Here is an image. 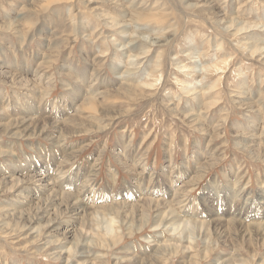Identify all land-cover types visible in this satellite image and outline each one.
Here are the masks:
<instances>
[{
  "label": "rangeland",
  "instance_id": "1",
  "mask_svg": "<svg viewBox=\"0 0 264 264\" xmlns=\"http://www.w3.org/2000/svg\"><path fill=\"white\" fill-rule=\"evenodd\" d=\"M263 195L264 0H0V264H264Z\"/></svg>",
  "mask_w": 264,
  "mask_h": 264
},
{
  "label": "bare ground",
  "instance_id": "2",
  "mask_svg": "<svg viewBox=\"0 0 264 264\" xmlns=\"http://www.w3.org/2000/svg\"><path fill=\"white\" fill-rule=\"evenodd\" d=\"M30 121V120H29ZM43 176L41 177V178H39L38 180H36V181H42L43 180ZM217 179V178H216ZM216 182V180L215 181H213V183H215ZM22 185V184H21ZM48 185H50V184H48ZM22 188V187H21ZM25 189V188H24ZM50 189V188H49ZM231 191V190H230ZM83 194V193H82ZM225 194H226V192H225ZM70 197H71V199L75 196V195H69ZM230 197V196H229ZM260 199V201H259V203L262 205V206H264V195H263V197H260L259 198ZM75 201V200H74ZM66 203V202H65ZM85 205V204H84ZM83 204H82V202L80 201L79 203H77V202H73V204H71V206H72V208L70 207V209H72L74 212H75V214L78 216V215H80V214H84L85 213V207L86 206H84ZM69 208V207H68ZM46 213V212H45ZM87 213V212H86ZM241 214V213H240ZM86 215V214H85ZM57 223V222H56ZM60 223V222H59ZM64 224V223H63ZM68 231V230H67ZM66 231V232H67Z\"/></svg>",
  "mask_w": 264,
  "mask_h": 264
}]
</instances>
